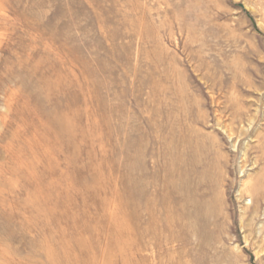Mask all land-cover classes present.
Wrapping results in <instances>:
<instances>
[{
	"label": "rangeland",
	"instance_id": "374dc122",
	"mask_svg": "<svg viewBox=\"0 0 264 264\" xmlns=\"http://www.w3.org/2000/svg\"><path fill=\"white\" fill-rule=\"evenodd\" d=\"M0 264H264V0H0Z\"/></svg>",
	"mask_w": 264,
	"mask_h": 264
},
{
	"label": "bare ground",
	"instance_id": "6f19581e",
	"mask_svg": "<svg viewBox=\"0 0 264 264\" xmlns=\"http://www.w3.org/2000/svg\"><path fill=\"white\" fill-rule=\"evenodd\" d=\"M245 188L249 194H252V192H254V190L256 189L254 183L251 180L245 183Z\"/></svg>",
	"mask_w": 264,
	"mask_h": 264
}]
</instances>
